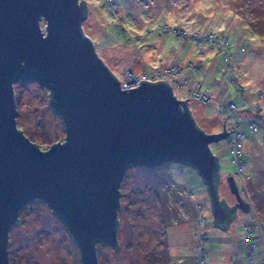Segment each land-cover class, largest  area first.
Masks as SVG:
<instances>
[{
    "label": "rangeland",
    "instance_id": "374dc122",
    "mask_svg": "<svg viewBox=\"0 0 264 264\" xmlns=\"http://www.w3.org/2000/svg\"><path fill=\"white\" fill-rule=\"evenodd\" d=\"M79 1L89 8L84 34L122 85L133 77L168 75L174 96L190 101L200 128L211 134H233V116L222 107H237L241 160L252 176L244 179L233 163L231 137L209 146L220 164L219 200L235 205L227 183L233 177L253 208L239 210L231 229L222 231L215 228L208 188L195 169L175 162L130 167L121 185L120 250L99 243L100 264H264V231L246 230L258 221L264 230V0ZM210 34L228 38L229 52L208 41ZM199 86L213 97L211 104L189 93ZM14 87L18 128L44 151L64 142V124L49 107L50 91L35 81ZM260 119L253 134L250 125ZM197 213L205 221L198 224ZM73 242L51 208L34 203L10 232L9 256L12 264H82Z\"/></svg>",
    "mask_w": 264,
    "mask_h": 264
},
{
    "label": "water",
    "instance_id": "95a60500",
    "mask_svg": "<svg viewBox=\"0 0 264 264\" xmlns=\"http://www.w3.org/2000/svg\"><path fill=\"white\" fill-rule=\"evenodd\" d=\"M86 18L79 0H0V264H10V232L34 202L63 223L82 264H100L99 243L119 252L121 185L132 166H191L210 186L214 225L232 221L213 184L218 158L209 148L229 134L202 130L190 101L165 81L124 89L83 34ZM23 81L52 92L65 143L42 151L17 129L14 86ZM227 183L237 208L249 212L234 178Z\"/></svg>",
    "mask_w": 264,
    "mask_h": 264
},
{
    "label": "built area",
    "instance_id": "2783aa9c",
    "mask_svg": "<svg viewBox=\"0 0 264 264\" xmlns=\"http://www.w3.org/2000/svg\"><path fill=\"white\" fill-rule=\"evenodd\" d=\"M164 32H168L167 29H163ZM176 34L179 36L181 34L180 30H177L175 31ZM208 41L212 42L213 44H215L219 49L221 50H224V49H227V40L225 41V38H219L216 34H210L209 37H208ZM168 75L166 76H160V77H157V76H152V77H147V78H138V77H133V79L131 78L128 82V84H123V88L124 89H133V88H136L138 86L141 85V83L143 82H151V83H155V82H159V81H163L165 80V82L171 84L172 86V79L169 77ZM192 96H194V99L197 100L198 102L200 103H203L204 105L206 104H209L210 103V98L206 95V94H203L201 91H198V90H191L189 92ZM224 110H223V113H227L231 116L234 117V114L237 112V107L234 106V105H229V106H226V107H222ZM259 111L260 108H258ZM262 123V119L259 120V122H254L250 125V128L252 130L253 133H257L258 132V126L259 124ZM232 137H231V155H233V163L237 165L238 169H239V173L240 174H245V167H244V164H243V161L241 160V149H242V144H241V139L244 137V135H240L238 134L237 132V126L235 124L234 126V132L233 134H231ZM249 179L250 180V177L247 176L245 174V178L244 179ZM243 180V178H241ZM195 217H198L195 221H197V223L199 224L200 221L203 222L205 221L204 218H200L198 216V213ZM259 229V226H255V225H252L251 227H248L246 230L247 231H258ZM264 236V235H263Z\"/></svg>",
    "mask_w": 264,
    "mask_h": 264
},
{
    "label": "trees",
    "instance_id": "16d2710c",
    "mask_svg": "<svg viewBox=\"0 0 264 264\" xmlns=\"http://www.w3.org/2000/svg\"><path fill=\"white\" fill-rule=\"evenodd\" d=\"M80 6L84 9V11H85V13H86V16L88 15V12H89V8H88V6H87V3L86 2H84V1H80ZM40 26H41V23H40ZM81 30H82V32H83V34H84V31H83V29H82V27H81ZM85 35V34H84ZM86 36V35H85ZM223 38H225V37H223ZM227 40V49H225L226 50V52H229L228 50H229V48H230V40L228 39V38H225V41ZM109 69V68H108ZM145 78H147V77H149V76H147V75H145L144 76ZM165 80H163L162 82H164ZM155 83H158V82H155ZM159 83H161V82H159ZM241 88H239V90H240ZM196 90H198V91H201L202 92V87H197V89ZM191 91V90H190ZM189 91V92H190ZM203 93V92H202ZM203 94H206L209 98H210V100H213V97L207 92V93H203ZM51 98H52V92L50 91V100H51ZM50 100H49V104H50ZM183 102V101H182ZM183 103H185L186 104V106L188 107V104H187V102H183ZM210 104H211V102H210ZM15 105H16V102H15ZM207 105V104H206ZM50 107V106H49ZM182 109V111H184L183 110V107L181 108ZM188 110H189V107H188ZM16 111H17V106H16ZM190 111V110H189ZM17 113H18V111H17ZM191 113V112H190ZM193 118V117H192ZM233 119H234V124H233V126H235V124H236V126H237V132H238V128H239V123H238V120H237V118H236V116H234L233 117ZM62 120V119H61ZM63 122V121H62ZM198 127V126H197ZM199 128V127H198ZM20 132H22V134L24 135V137L26 138V139H28L30 142H32L33 144H35L36 146H38L39 148H40V150H42V151H44L43 150V147L40 145V143H38L36 140H34L33 138H31V137H29V136H26V134L23 132V130H21V129H19V128H17ZM200 129V128H199ZM227 132V131H226ZM228 133V132H227ZM229 134V138L230 137H232V135H230V133H228ZM238 134H240V133H238ZM254 134V133H253ZM242 135V134H241ZM65 141H66V138H65V140H64V142H61V143H65ZM56 144H60L59 142L58 143H56ZM56 144H53L52 146H54V145H56ZM52 146H50V147H52ZM51 148H49V150H50ZM48 151V150H47ZM217 159V158H216ZM186 165V164H185ZM191 167V166H190ZM194 169V168H193ZM248 175V174H247ZM250 177V180H249V182L252 180V176H249ZM204 181V180H203ZM248 182V183H249ZM205 183V182H204ZM206 184V183H205ZM213 184H214V186H215V189H216V192L218 193V189H219V186L222 184V180H221V175H220V164H219V160L217 159V166H216V169H215V171H214V173H213ZM206 186H207V188H208V190H209V185L208 184H206ZM209 192V191H208ZM120 194H121V191H120ZM188 195H189V193H188ZM209 196H210V194H209ZM34 203H39V204H42V202H34ZM34 203H31V204H34ZM222 203H224V207L226 208V209H230V210H232V212H233V216H232V221L230 222V223H227L224 227H218V226H216L215 225V228H217V229H219V230H228V228H229V226H230V224L234 221V219H235V217H236V209L235 208H231V206H229V204L228 203H226L225 201H223ZM45 204V203H44ZM251 204V203H250ZM30 205V204H29ZM190 207V206H189ZM251 207V206H250ZM27 208V207H26ZM211 208H212V206H211ZM120 210H121V207H120V209H119V211L118 212H120ZM252 210H253V208H252ZM25 211V210H24ZM23 211V212H24ZM23 212L20 214V216H19V220H18V223H17V225L19 224V222H20V218H21V215L23 214ZM188 212H189V210H188ZM197 212V211H196ZM252 212V211H251ZM197 215V214H196ZM195 215V216H196ZM205 219V218H204ZM258 223H259V229H258V231H264L263 230V227H262V225H261V223L258 221ZM16 225V226H17ZM15 226V227H16ZM118 226H119V220H118ZM222 226V225H221ZM14 227V228H15ZM13 228V229H14ZM12 229V230H13ZM11 230V231H12ZM71 238V237H70ZM71 240L73 241V239L71 238ZM74 243V242H73ZM77 250H78V248H77ZM8 251H9V254H10V250H9V247H8ZM78 253H79V257L81 258V256H80V252H79V250H78ZM9 260H10V264H12V262H11V259H10V256H9Z\"/></svg>",
    "mask_w": 264,
    "mask_h": 264
},
{
    "label": "flooded vegetation",
    "instance_id": "af4514ba",
    "mask_svg": "<svg viewBox=\"0 0 264 264\" xmlns=\"http://www.w3.org/2000/svg\"><path fill=\"white\" fill-rule=\"evenodd\" d=\"M146 167H148V166H146ZM148 168H151V167H148ZM230 206V205H229ZM231 208H235L236 209V212H238L240 209H238L237 208V206H236V203H235V205L234 206H231ZM249 209H250V207H249ZM232 216H233V212H232V210H230V209H226ZM251 210V209H250ZM241 211V210H240ZM249 211V210H248ZM252 211V210H251ZM226 224H222V226L221 227H224ZM118 228H119V226H118ZM118 233H119V231H117V236H118ZM167 234V233H166ZM118 242H119V240H118ZM119 249V248H118ZM117 249V250H118Z\"/></svg>",
    "mask_w": 264,
    "mask_h": 264
},
{
    "label": "crops",
    "instance_id": "0c3cea01",
    "mask_svg": "<svg viewBox=\"0 0 264 264\" xmlns=\"http://www.w3.org/2000/svg\"><path fill=\"white\" fill-rule=\"evenodd\" d=\"M213 155H214V154H213ZM185 188H186V187H185ZM186 190H187V189H186ZM187 192H188V190H187ZM188 193H189V192H188ZM190 200H191V198H190ZM191 201H192V200H191ZM231 227H232V226H231ZM231 227H230V229H231ZM230 229H229V230H230ZM229 230H228V231H229Z\"/></svg>",
    "mask_w": 264,
    "mask_h": 264
}]
</instances>
